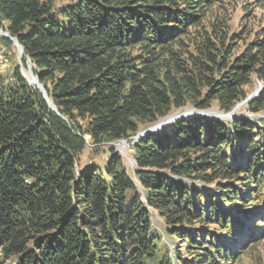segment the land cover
<instances>
[{"label":"trees","instance_id":"trees-1","mask_svg":"<svg viewBox=\"0 0 264 264\" xmlns=\"http://www.w3.org/2000/svg\"><path fill=\"white\" fill-rule=\"evenodd\" d=\"M237 1L0 0L57 110L20 66L0 73V264H240L264 244V115L134 142L264 82V32L235 22ZM245 108L264 112V89Z\"/></svg>","mask_w":264,"mask_h":264},{"label":"rangeland","instance_id":"rangeland-1","mask_svg":"<svg viewBox=\"0 0 264 264\" xmlns=\"http://www.w3.org/2000/svg\"><path fill=\"white\" fill-rule=\"evenodd\" d=\"M248 10L250 12L249 16L248 18H245ZM234 18L237 24H245L244 26H247L248 32L252 34V35H249L250 38L252 39L256 33L260 34L264 32V2L261 3L258 0H238L236 4L235 12H234ZM238 26L240 27L241 25H238ZM22 58H23V55L19 52L18 48L15 46L14 43L10 47L4 46V45H2V47L0 46V73L3 74L6 78L11 79L14 68L16 66H20L22 75L29 81L32 75V72L34 73V69H33L31 62H29L28 60L23 62ZM262 83L264 84V82ZM263 89H264V85L262 88H260L259 82H257L256 80L253 85L252 90L248 94L249 95L248 98L236 105L237 107H236L235 113L240 116L248 115V114L252 115L249 118H252L255 121L259 119L261 115H264V112H262L261 114H254L245 108L246 102L250 98L255 97ZM193 109L195 108L185 107L180 110H175L171 114L178 115V114H181L186 111L193 110ZM208 111H212L215 114L222 113L215 108H211ZM208 118H211V117H208ZM225 119L227 120L228 118H225ZM114 146L121 153H124L127 155V150L129 147L128 142L126 143L118 142ZM156 220L160 224V220L157 218ZM5 264H9V263H5ZM240 264H264V244L255 247V249H252L246 255H244L241 259Z\"/></svg>","mask_w":264,"mask_h":264},{"label":"water","instance_id":"water-1","mask_svg":"<svg viewBox=\"0 0 264 264\" xmlns=\"http://www.w3.org/2000/svg\"><path fill=\"white\" fill-rule=\"evenodd\" d=\"M0 35H3L4 37H7L9 38L14 44L15 46L18 48L19 52L24 55V50L23 48L20 46V44L18 43V41L12 37L8 32H5L3 30L0 29ZM30 62V60H28ZM32 78L34 79V81H30L29 82L31 84H34L37 86V88H39L43 94H44V97L46 98V100H48L49 102V99H48V96H47V93L45 91V88L43 86V84L40 82L39 78L32 72ZM51 108L55 111H57L55 109V107L51 104V102H49ZM236 107L233 108L230 112L228 113H214L212 111H208V110H198V109H193V110H190V111H186L184 113H181V114H178V115H173V114H170L162 119H160L159 121H157L156 123H154L153 125H150L148 127H146L144 130H142L139 134H137V136H135L134 138H136L137 140L150 134V133H155V132H158L159 130H161L162 128H164L165 126H167L168 124L174 122V121H177V120H180V119H187V118H192V117H197V116H203V117H211V118H230V119H233L235 117H238L240 115H237L235 113V110H236ZM245 116H248V117H251L252 115H245ZM127 141L126 140H121L119 141V143H126Z\"/></svg>","mask_w":264,"mask_h":264},{"label":"built area","instance_id":"built-area-1","mask_svg":"<svg viewBox=\"0 0 264 264\" xmlns=\"http://www.w3.org/2000/svg\"><path fill=\"white\" fill-rule=\"evenodd\" d=\"M263 83L262 82H259V86H260V88H262L263 87ZM134 142H135V140H134Z\"/></svg>","mask_w":264,"mask_h":264},{"label":"bare ground","instance_id":"bare-ground-1","mask_svg":"<svg viewBox=\"0 0 264 264\" xmlns=\"http://www.w3.org/2000/svg\"><path fill=\"white\" fill-rule=\"evenodd\" d=\"M30 81H32V82L34 81V79L32 78V76L30 77Z\"/></svg>","mask_w":264,"mask_h":264}]
</instances>
